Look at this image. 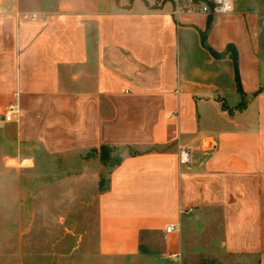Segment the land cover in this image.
Instances as JSON below:
<instances>
[{"label":"crops","instance_id":"1","mask_svg":"<svg viewBox=\"0 0 264 264\" xmlns=\"http://www.w3.org/2000/svg\"><path fill=\"white\" fill-rule=\"evenodd\" d=\"M172 8L0 0V164L130 146L98 196L100 255L179 262L202 226L264 264V0Z\"/></svg>","mask_w":264,"mask_h":264},{"label":"rangeland","instance_id":"2","mask_svg":"<svg viewBox=\"0 0 264 264\" xmlns=\"http://www.w3.org/2000/svg\"><path fill=\"white\" fill-rule=\"evenodd\" d=\"M21 151L33 160L0 164V264H139L99 253V181L108 177L99 151L70 158ZM204 234L202 226L186 228V254L168 264H258L223 256L218 234L211 242Z\"/></svg>","mask_w":264,"mask_h":264},{"label":"built area","instance_id":"3","mask_svg":"<svg viewBox=\"0 0 264 264\" xmlns=\"http://www.w3.org/2000/svg\"><path fill=\"white\" fill-rule=\"evenodd\" d=\"M172 3V13L175 16L181 14L203 13L209 16H217L220 14L231 13L236 9V0H168ZM14 109V106L11 107ZM6 119H11V112L6 115ZM184 160H189V152L183 151ZM176 229L174 225L167 227V231L171 232Z\"/></svg>","mask_w":264,"mask_h":264},{"label":"trees","instance_id":"4","mask_svg":"<svg viewBox=\"0 0 264 264\" xmlns=\"http://www.w3.org/2000/svg\"><path fill=\"white\" fill-rule=\"evenodd\" d=\"M112 150L117 151V154L112 156ZM131 150L132 148L130 146H101L99 150H95V152L99 151L100 159L103 165L108 168V177H105L104 175L100 177L99 187L101 192H104L109 189L111 183L110 176L113 169L121 164V162L124 160L125 153H131Z\"/></svg>","mask_w":264,"mask_h":264}]
</instances>
